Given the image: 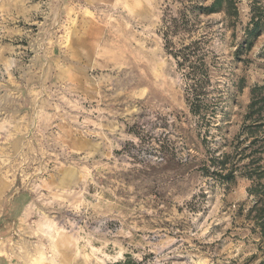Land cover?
<instances>
[{
	"label": "rangeland",
	"instance_id": "374dc122",
	"mask_svg": "<svg viewBox=\"0 0 264 264\" xmlns=\"http://www.w3.org/2000/svg\"><path fill=\"white\" fill-rule=\"evenodd\" d=\"M239 1L234 30L215 14L193 36L204 134L161 35L179 2L0 0V264H264L242 168L264 151V31L240 47ZM221 153L231 183L203 171Z\"/></svg>",
	"mask_w": 264,
	"mask_h": 264
},
{
	"label": "trees",
	"instance_id": "16d2710c",
	"mask_svg": "<svg viewBox=\"0 0 264 264\" xmlns=\"http://www.w3.org/2000/svg\"><path fill=\"white\" fill-rule=\"evenodd\" d=\"M179 2L181 10L177 17H165L163 19L162 38L164 41V50L171 57L186 81L187 103L190 107V113L199 119V128H203L204 134L209 133L207 126L208 104L207 86L210 81V66L207 62V54L203 50V40L207 35H203L198 40H193V36L198 32V22L200 17H208L215 14H223L224 19L234 30L240 22L239 0H174ZM250 21L244 30L243 43L241 48L251 49L252 43L264 31V0H250ZM176 41H178L176 43ZM239 51L236 53L238 55ZM214 111L216 109H213ZM254 113V104L249 106V113L245 120L251 121ZM214 114V112H212ZM215 115V114H214ZM256 124L246 127L251 130L255 127L260 130L264 123L254 121ZM255 131V132H256ZM255 132L251 134H255ZM249 148V147H247ZM243 152V151H242ZM263 152L260 156L253 158L249 164L242 168L246 178L252 181V187L248 190L250 197L254 200V207L248 212V218L254 221L264 236V166L260 161L263 159ZM258 152L255 151V154ZM242 155V154H237ZM243 156V155H242ZM252 156V154H251ZM249 157V156H247ZM230 156L227 153H221L210 159V164L203 167L205 174L210 173L219 180L231 183L235 180L238 165L229 167L228 160ZM6 263L5 259H1ZM129 260V259H128ZM123 264V263H116Z\"/></svg>",
	"mask_w": 264,
	"mask_h": 264
},
{
	"label": "bare ground",
	"instance_id": "6f19581e",
	"mask_svg": "<svg viewBox=\"0 0 264 264\" xmlns=\"http://www.w3.org/2000/svg\"><path fill=\"white\" fill-rule=\"evenodd\" d=\"M61 243H62V242H61ZM70 243H71V241H70ZM68 248H70V247H68ZM39 251H40V250H39ZM39 251H38V252H39ZM43 253H44V252H43ZM36 254H37V252H36ZM41 254H42V253L39 252V255H41ZM25 255H26V253H25ZM35 257H36V256H35ZM38 257H39V256H38ZM60 257H61V256H60ZM32 258H33V257H32ZM65 258L67 259L68 257L66 256ZM39 259H41V258H39ZM45 259H46V258H45ZM45 259L43 260V262L45 261ZM33 260H34V259H33ZM33 260H32V261H33ZM34 261H36V260H34ZM48 261H51V260L49 259ZM48 261H47V262H48ZM36 262H37V263H36ZM36 262H35L36 264H41L40 261L38 262V260H37ZM32 263H33V262H32ZM35 263H34V264H35ZM50 263H53V261H51ZM54 263H55V262H54ZM45 264H46V262H45Z\"/></svg>",
	"mask_w": 264,
	"mask_h": 264
}]
</instances>
